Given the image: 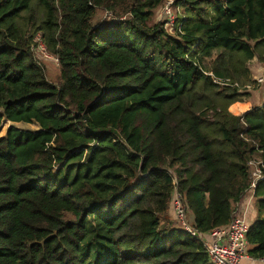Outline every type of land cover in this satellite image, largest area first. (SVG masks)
Listing matches in <instances>:
<instances>
[{"label":"trees","instance_id":"1","mask_svg":"<svg viewBox=\"0 0 264 264\" xmlns=\"http://www.w3.org/2000/svg\"><path fill=\"white\" fill-rule=\"evenodd\" d=\"M165 2L0 0V127H39L0 139V264H211L175 221L169 171L198 231L230 225L264 159V106L232 115L264 62V0H176L172 32L154 22ZM254 209L264 261V181Z\"/></svg>","mask_w":264,"mask_h":264},{"label":"built area","instance_id":"2","mask_svg":"<svg viewBox=\"0 0 264 264\" xmlns=\"http://www.w3.org/2000/svg\"><path fill=\"white\" fill-rule=\"evenodd\" d=\"M175 0H168L163 7L166 20V28L175 29L177 18L174 12ZM179 10V8H177ZM182 25H179L181 30ZM37 46L44 58L50 59L46 47L37 38ZM39 43V44H38ZM59 62V60H56ZM261 76L256 78L255 85L251 89H259L264 84V62L261 64ZM223 83V81H215ZM250 87H246L249 89ZM251 185L246 191L241 202L237 205L234 218L228 227H220L211 230L208 233H202L194 226V220L188 210L185 196L181 192L179 181L172 175V211L175 221L179 228L185 231L192 238L202 243L206 249L211 264H242L244 260L249 259L247 252L248 234L250 231V222L248 215L255 205V193L260 182L264 181V159H254L248 163Z\"/></svg>","mask_w":264,"mask_h":264},{"label":"rangeland","instance_id":"3","mask_svg":"<svg viewBox=\"0 0 264 264\" xmlns=\"http://www.w3.org/2000/svg\"><path fill=\"white\" fill-rule=\"evenodd\" d=\"M167 1L168 0H166V2ZM166 2L164 3V5L160 9H158L155 12V18H154L155 23H160V22L165 23L166 16H165L163 7L165 6ZM177 8H179V10ZM36 11H37V19H36V22H34V24L36 25L37 28H41L43 26L44 19H45L44 12L42 9H39L37 6H36ZM174 12H175V16L177 18V21L179 20V18H185V16H184L185 12L183 10V7L177 6L176 2L174 3ZM25 16L26 15H24V17ZM106 18H111V16L106 14L105 12L100 11L98 13V16H97V21H102V20H105ZM27 20L28 19L25 17V22L22 21V22H20V24L26 25L27 23H29V22H27ZM167 29L170 32H172V30H175V29H170V28H167ZM37 38H39L41 40L40 42L43 43L44 46H46L41 32L38 34ZM36 46H37V44L33 45V51L35 52L36 57H38V59L40 60V63L45 67L48 80L54 84H59L60 79H61V69H60L61 67H60L59 62L56 61L58 58L55 55H53L52 53H50L49 50H47V52L49 53L51 58L50 59L44 58L43 55L38 50V46L37 47ZM256 74L258 75V73H256ZM252 80H253V78L251 79L249 86H247L250 88L245 89V92L250 94L249 103L251 104L252 107L264 106V86L260 89H254L253 90V89H251V87H253L255 85V83H253ZM232 115H234V114H232ZM234 116H237V115H234ZM11 127H15L17 129H20L23 131H31V132L37 131L39 129V127L36 125H27L24 123H20V124L16 125V124H11L10 122H4L2 124V126L0 127V139L6 135L8 129ZM248 219L250 222V219H251L250 213L248 215ZM103 264H105V262H103ZM242 264H243V262H242Z\"/></svg>","mask_w":264,"mask_h":264},{"label":"crops","instance_id":"4","mask_svg":"<svg viewBox=\"0 0 264 264\" xmlns=\"http://www.w3.org/2000/svg\"><path fill=\"white\" fill-rule=\"evenodd\" d=\"M261 64H262V62L260 60H258V58H255L249 64V69H250V72H251V76L253 78V80H252L253 83H255L256 78H258L261 75V67H262ZM256 73H258V75ZM263 86H264V84L260 88H262ZM244 105H248V107L241 114H238L237 116H241V115L249 112L253 108L251 106V104L249 103V101L245 102ZM259 107H263V106H259ZM256 216H257V214H256V211H255L254 206H253V208L250 211V217H251L250 224L256 219ZM191 217L195 221V218H194V216L192 214H191ZM243 264H264V261L253 260V259L249 258L247 260H244Z\"/></svg>","mask_w":264,"mask_h":264}]
</instances>
